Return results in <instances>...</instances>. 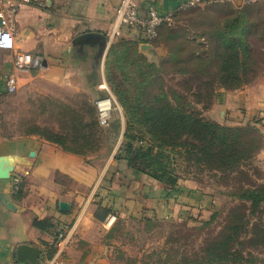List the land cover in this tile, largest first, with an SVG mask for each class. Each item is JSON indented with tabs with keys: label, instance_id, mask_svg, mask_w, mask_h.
Masks as SVG:
<instances>
[{
	"label": "crops",
	"instance_id": "crops-1",
	"mask_svg": "<svg viewBox=\"0 0 264 264\" xmlns=\"http://www.w3.org/2000/svg\"><path fill=\"white\" fill-rule=\"evenodd\" d=\"M120 1L28 0L15 18L14 50H0V98L14 97L18 103L23 102L17 116L27 117L24 110L30 109L33 118L27 127L23 126L27 120L18 119L15 124V130L29 134L0 139V155L19 159L11 179L0 180V193L10 194L17 207L16 212H9L0 205V264H18L16 250L20 245L37 248L39 264H110L108 236L116 228L106 227L110 216L121 221H157L207 211L209 201L203 193L193 190L189 182L180 180L176 189L168 190L130 169L125 160L115 159L119 148L105 155L104 137L113 134L117 120L119 138L124 135V120L114 117L105 129L99 124L95 106L103 98L115 100L106 76L111 45L126 40L139 43V52L145 56L164 52V47L147 42L141 30L119 26ZM192 1L137 0V3L143 15L153 6L159 14L175 17L181 7ZM202 1L201 5L222 1L242 5L257 0ZM90 33L108 39L102 56L99 46L73 45L78 37ZM144 45L151 46V50L142 52ZM21 53L40 57L42 63L18 70L14 60ZM10 75L17 80L14 95L6 94L5 78ZM238 91L225 92L234 97L235 109L239 101L244 103L247 99L254 100L258 110L264 109V90L262 96H257L255 89L249 91L251 98ZM227 95H221L224 103H230L231 96ZM216 107L209 111L211 117L216 112L224 114L221 109L214 110ZM75 114L80 117L79 130L85 135L77 143L66 141L63 147L39 134H59ZM61 203L68 204L69 210L61 211ZM34 221H47L51 227L37 229ZM60 233L65 240L57 249L55 242ZM55 248V254L49 258Z\"/></svg>",
	"mask_w": 264,
	"mask_h": 264
},
{
	"label": "rangeland",
	"instance_id": "rangeland-1",
	"mask_svg": "<svg viewBox=\"0 0 264 264\" xmlns=\"http://www.w3.org/2000/svg\"><path fill=\"white\" fill-rule=\"evenodd\" d=\"M242 14L245 15V28L252 48V57L248 62L252 79L249 84L238 89H229L222 87L218 81L215 62L217 45L213 39ZM153 43L162 49L164 47V52L146 55L142 59L131 53L132 56H129L136 63L133 61L135 64L128 65L127 70H116L112 73L115 87L122 92L127 89L125 97L131 105L146 106L145 98L151 100L149 95L163 87L166 97L174 107L180 105L188 114L198 115L223 127L250 129L260 137L261 148L250 160L243 162L233 171L213 170L208 165L199 163L196 157L189 158L184 149L173 150L168 160L170 172L180 180L189 182L193 190L205 195L209 201L207 211L200 215L196 213L186 218L157 220L151 223L135 219L116 220V228L108 236L109 242L107 241L112 252L110 264H206V247L224 234L231 217L235 215V210H239V215L243 212L248 222L241 245L235 248L243 260L238 261L241 259L239 256L230 257L228 261L220 264H264V245L251 240L255 225L264 232V206L253 213L250 204L239 199L244 191L264 185V109L255 108L252 99H247L245 104L239 101L235 109L234 97L225 93L242 90L237 93L245 92V95L251 98L252 93L249 91L255 89L257 96L263 95L264 79H261V76L264 73V0L242 5H199L182 11L175 16L171 25L162 28L158 40ZM199 55L205 62L196 60ZM206 57L210 60H206ZM139 72L143 75H150L152 72L153 77L145 82ZM158 77L162 81L154 82L156 89H145L146 83ZM143 92H146L145 96ZM221 95H230V103H224ZM114 97L116 110L111 123L114 117H121L124 120L125 133L124 109L116 94ZM18 105L20 108H17ZM214 105L217 106L214 110L221 109L224 114L220 116L216 112L211 117L209 111ZM22 106L23 102L18 103L14 97L0 98V139L29 134L15 130L18 119L27 120L28 124L24 122V127L29 126L33 119L30 109L24 110L27 117L17 116V111L21 110ZM141 108L142 106L137 109L138 115H142ZM75 111L73 110V113ZM138 117L134 120L133 127L144 143L151 145V137L141 132L143 128L136 124L140 119ZM71 118L70 124L62 126L65 130L59 132L61 135H68L69 139L75 135L72 129L79 131L81 125L78 115L75 114ZM117 122L118 120L115 123ZM119 136V132L108 137L105 135L106 156L114 149H120L123 137Z\"/></svg>",
	"mask_w": 264,
	"mask_h": 264
},
{
	"label": "trees",
	"instance_id": "trees-1",
	"mask_svg": "<svg viewBox=\"0 0 264 264\" xmlns=\"http://www.w3.org/2000/svg\"><path fill=\"white\" fill-rule=\"evenodd\" d=\"M213 40L217 45L215 62L221 86L238 89L249 84L252 77L248 62L252 57V48L248 42V33L245 28V15L238 16L231 25L225 26ZM131 53L133 56H138L139 59L145 57L139 52V43L119 40L111 45L107 58V81L112 93L117 95L126 116L123 142L115 159L125 160L130 169L163 184L168 190H174L180 179L170 172L168 160L173 154V150L177 148L184 149L189 158L196 157L199 163L208 165L216 171H233L243 162L250 160L252 155L260 150V137L250 129L223 127L206 121L198 115L188 114L180 105L174 107L166 97L163 87L158 89L154 87V82H160L159 77L146 83L145 89H156L153 95H149L151 100L148 101L145 98L146 106L131 105V102L127 101L125 97L127 89L124 92L120 91L115 87V82L111 77L113 71L127 70L128 65L136 63L134 60L135 63H132ZM200 56L196 60L205 62L204 59L201 60ZM139 73L145 82L153 77L152 72L149 73L150 75ZM143 95L145 96L146 92H143ZM138 100L140 101V99ZM141 106L142 115H138L137 109ZM137 117L140 119L136 124L143 128L141 132H145L151 137V145H146L143 138L134 129V120ZM116 124L113 134L118 133L120 129V122L118 121ZM72 131L75 135L71 139L66 134L52 132L39 134L64 147L66 141L74 144L82 139V136L83 138L85 136L80 130L76 131V128H73ZM239 199L248 202L253 213L258 212L264 206V185L244 191ZM238 211L233 212L235 215L231 217L224 234L206 247V264H220L228 261L230 257L238 256L241 258L238 261L243 260L235 248L241 245V238L243 234H246L248 222L246 215L243 212L239 215ZM144 222L151 223L153 220L148 219ZM33 226L40 230H47L51 224L47 221H34ZM251 236L253 242L264 245V232H261L258 226L253 227ZM55 250L56 248L51 251L49 258L55 254Z\"/></svg>",
	"mask_w": 264,
	"mask_h": 264
},
{
	"label": "built area",
	"instance_id": "built-area-1",
	"mask_svg": "<svg viewBox=\"0 0 264 264\" xmlns=\"http://www.w3.org/2000/svg\"><path fill=\"white\" fill-rule=\"evenodd\" d=\"M28 0H0V50L12 51L15 48L14 23L21 6ZM203 3L202 0H194L188 5L180 8L181 12L192 9ZM221 3H224L222 1ZM118 24L121 27L141 30L147 42H154L158 38L159 31L164 25H171L174 22V15H161L153 6H149L147 14L143 15L137 0H121L117 12ZM42 63L40 57H33L31 54H17L14 66L18 70L25 71L30 66H39ZM7 95H14L17 92V80L13 75L5 78ZM116 102L113 98H103L96 101L95 106L100 126H109L115 109ZM116 222L115 216H110L106 222L108 229ZM65 237L59 234L55 246L62 247Z\"/></svg>",
	"mask_w": 264,
	"mask_h": 264
},
{
	"label": "water",
	"instance_id": "water-1",
	"mask_svg": "<svg viewBox=\"0 0 264 264\" xmlns=\"http://www.w3.org/2000/svg\"><path fill=\"white\" fill-rule=\"evenodd\" d=\"M109 41L105 36L96 33H90L78 37L73 45L84 44L89 46H99V54L102 56L107 48ZM151 46L144 45L141 47L142 52L151 50ZM34 153H31V157ZM19 163V159L14 156L0 155V180L8 181L11 179L15 169ZM0 205L9 212H16L17 207L12 201L10 194L0 193ZM61 211H68L69 205L66 203L60 204ZM40 252L37 248L29 245H20L16 250V258L18 264H39Z\"/></svg>",
	"mask_w": 264,
	"mask_h": 264
}]
</instances>
